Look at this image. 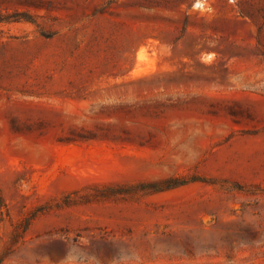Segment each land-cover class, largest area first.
<instances>
[{
  "label": "rangeland",
  "instance_id": "1",
  "mask_svg": "<svg viewBox=\"0 0 264 264\" xmlns=\"http://www.w3.org/2000/svg\"><path fill=\"white\" fill-rule=\"evenodd\" d=\"M0 264H264V0H0Z\"/></svg>",
  "mask_w": 264,
  "mask_h": 264
},
{
  "label": "trees",
  "instance_id": "2",
  "mask_svg": "<svg viewBox=\"0 0 264 264\" xmlns=\"http://www.w3.org/2000/svg\"><path fill=\"white\" fill-rule=\"evenodd\" d=\"M11 17V16H10ZM8 17V18H10ZM200 180L199 177H191V178H168L164 179L161 181H151L147 183H141L136 186H133L131 188H135L137 190H148L151 192L155 191H161L165 189H170L174 187H178L181 185H184L188 182ZM129 191L128 189H125L123 187H118V188H113V187H106L104 189H100L98 194L96 195L97 197H112V196H117V195H122V194H128ZM29 223L26 222V227Z\"/></svg>",
  "mask_w": 264,
  "mask_h": 264
}]
</instances>
